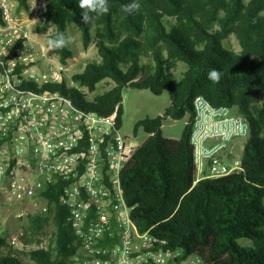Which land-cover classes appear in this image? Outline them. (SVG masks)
I'll return each instance as SVG.
<instances>
[{
  "label": "trees",
  "instance_id": "trees-1",
  "mask_svg": "<svg viewBox=\"0 0 264 264\" xmlns=\"http://www.w3.org/2000/svg\"><path fill=\"white\" fill-rule=\"evenodd\" d=\"M128 2L109 0L107 14H93L84 23L77 0H46L41 19L43 29L54 25L49 40L59 33L66 37L74 23L83 46L93 42L97 54L71 75L75 85L63 71L54 87L81 109L104 116L115 111L116 128L125 88L157 95L166 90L170 103L163 112L134 123L133 134L142 129L145 137L121 172L134 225L154 237L153 245L177 250L180 258L195 254L203 264H264V0H138L141 7L133 15L121 11ZM19 6L27 8V0ZM230 33L237 51L224 46ZM53 50L62 63L71 55L67 45ZM211 68L221 72L219 83L208 79ZM102 80L108 87L89 95ZM198 95L243 116L249 132L238 170L196 180L190 133ZM166 117L184 118L179 137L163 134ZM58 193L56 185L43 191L47 213L31 220L33 230L48 214L54 224L53 246L30 251L38 264H67L79 249ZM7 244L0 231V264H23L6 251Z\"/></svg>",
  "mask_w": 264,
  "mask_h": 264
},
{
  "label": "built area",
  "instance_id": "built-area-1",
  "mask_svg": "<svg viewBox=\"0 0 264 264\" xmlns=\"http://www.w3.org/2000/svg\"><path fill=\"white\" fill-rule=\"evenodd\" d=\"M0 0V180L10 204L40 198L59 188L79 249L76 264H203L199 256L152 244L154 237L134 225L123 195L121 172L139 145L115 127V111L104 116L77 107L54 84L65 69L48 62L47 48L30 26L46 11V0ZM42 60L47 66H42ZM41 65L40 70H35ZM190 133L196 180L240 168L221 156L228 143L249 132L247 120L202 95L193 100ZM53 204V202L51 203ZM23 231L8 237L17 244Z\"/></svg>",
  "mask_w": 264,
  "mask_h": 264
},
{
  "label": "rangeland",
  "instance_id": "rangeland-1",
  "mask_svg": "<svg viewBox=\"0 0 264 264\" xmlns=\"http://www.w3.org/2000/svg\"><path fill=\"white\" fill-rule=\"evenodd\" d=\"M37 21V23H36ZM30 26L31 35L38 43L44 44L47 48L46 59L48 62L58 61L59 56L49 47V36L53 32L54 25L49 23L43 29L42 19L38 18ZM66 38L68 40L67 46L71 50V55L67 57L64 65V76L70 84L76 82L70 79L71 75L79 72L83 66L90 60L96 58V49L94 43H90L84 47L81 41V33L77 25L70 23L67 26ZM224 46L232 50H239V44L233 33H230L224 40ZM47 61L42 60V66H47ZM41 65H36L35 70H40ZM182 66L179 68V70ZM179 74V71L177 72ZM109 81L102 80L96 85V89L89 95L104 90L108 87ZM259 101V98H257ZM170 103L169 93L164 90L161 94H154L148 89L139 88H125L122 92V123L120 132L130 137H135L138 143L145 137L142 129H138L136 134H133L134 123L146 116H154L161 114L166 106ZM184 124V118L172 119L166 117L162 123V132L165 136L177 138L181 134ZM245 137H238L228 143L226 147L229 154H223L221 158L226 162H233L240 158ZM5 189V183L0 180V190ZM44 201L40 198H35L30 202L24 204L10 205L5 201V196L1 193L0 197V231L3 233L6 240L10 234L23 231L17 244H7L6 251L15 253L23 264H38L30 256V251L36 248H50L53 246V230L54 224L51 216L48 217L38 230H33L31 220L37 216H45L47 209L44 211ZM241 241V240H240ZM244 240L243 243H246ZM67 264H76L73 257L67 260Z\"/></svg>",
  "mask_w": 264,
  "mask_h": 264
},
{
  "label": "clouds",
  "instance_id": "clouds-1",
  "mask_svg": "<svg viewBox=\"0 0 264 264\" xmlns=\"http://www.w3.org/2000/svg\"><path fill=\"white\" fill-rule=\"evenodd\" d=\"M77 4L81 10V21L84 23L91 22L94 19L93 14L98 17L109 12V0H77ZM140 7L141 5L138 0H129L128 3L121 6V11L128 15H133L139 12ZM48 43L50 48H63L67 45L68 40L63 33H59L56 39L49 40ZM207 76L213 83H219L221 72L216 68H211Z\"/></svg>",
  "mask_w": 264,
  "mask_h": 264
},
{
  "label": "crops",
  "instance_id": "crops-1",
  "mask_svg": "<svg viewBox=\"0 0 264 264\" xmlns=\"http://www.w3.org/2000/svg\"><path fill=\"white\" fill-rule=\"evenodd\" d=\"M223 154L228 155V154H229V150L225 149L224 152H223ZM223 154H222V155H223Z\"/></svg>",
  "mask_w": 264,
  "mask_h": 264
}]
</instances>
